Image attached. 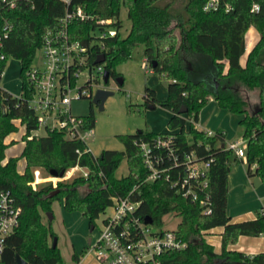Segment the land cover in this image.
Wrapping results in <instances>:
<instances>
[{"label": "trees", "instance_id": "trees-1", "mask_svg": "<svg viewBox=\"0 0 264 264\" xmlns=\"http://www.w3.org/2000/svg\"><path fill=\"white\" fill-rule=\"evenodd\" d=\"M13 1V5L9 4ZM205 0H0V76L6 58L11 55L19 61L21 92L14 94L0 86V188L9 189L17 204L21 206L18 224L7 238L4 260L15 263V254L28 264H63L57 244L49 243L56 233L42 222L40 212L51 211L54 200H63L65 211H79L94 225L97 218L112 202V196L130 197L138 202L135 213L144 221L146 215L151 223H161L162 217L176 212L180 220L176 225L177 235L186 246L160 254V264H264V251L246 254L229 248L241 235L264 234V216L259 210L253 219L233 221L226 210L228 199V174L233 163L246 161V175L258 176L264 182V0H221L218 8L205 10ZM258 9L250 10L252 3ZM229 5L226 8V5ZM125 5L130 26L125 33L119 12ZM81 6L89 15L85 19L73 18L68 24L71 38H78L84 44L91 43L95 52L90 57L94 62L98 53H104L102 61L109 76H119L114 64L131 54L132 48L144 44V55L153 70L166 80L167 95L161 103L170 110L167 130L154 131L141 128L140 131L119 133L124 149L103 148L99 154L84 150L86 142L71 139L62 129L44 127L45 132H34L38 128L37 117L29 105L33 84L27 71L32 65L35 51L44 39V32L60 25L58 16L72 7ZM92 16V17H90ZM112 17L118 29L116 34L97 36L90 30L102 26L97 19ZM12 24L8 35H2L3 25ZM256 25L260 36L249 51L246 64L239 61L245 51V33L251 24ZM209 58L216 67L218 85L209 87L206 80H193L189 68L201 58ZM225 58L227 67L220 58ZM121 76V75H120ZM256 89L257 101L251 103L244 89ZM145 103L155 105L154 89L146 86ZM214 98L220 107L240 113L239 123L244 127L246 155L237 158L224 142V130L208 134L198 128L194 121L199 119V110ZM93 101V100H92ZM92 101L90 110L84 116L87 128L95 122ZM134 107L131 105L130 109ZM183 108V111L179 109ZM140 109V108H139ZM189 120V124L187 121ZM24 125V145L19 156L5 160L6 136ZM171 136V146L181 156L195 150L202 160L209 159V191L211 213L204 214L200 206L186 199L170 186L166 179L148 182L143 179L147 169L142 162L141 141L150 144L159 136ZM25 159V169L19 172L18 159ZM126 158L128 173L117 177L116 169ZM79 164L88 168V175L77 174L70 179H61L54 186L51 181L33 188L31 181L34 169L50 171L66 170ZM56 177H59L57 175ZM82 187V188H81ZM214 227H222L221 250L216 252L204 234ZM80 254L72 255L78 261Z\"/></svg>", "mask_w": 264, "mask_h": 264}, {"label": "built area", "instance_id": "built-area-1", "mask_svg": "<svg viewBox=\"0 0 264 264\" xmlns=\"http://www.w3.org/2000/svg\"><path fill=\"white\" fill-rule=\"evenodd\" d=\"M64 2L69 3V0ZM220 2L221 0H205L203 9H216ZM9 4L13 5V1ZM228 7L227 4L226 8ZM258 7L259 4L253 2L250 10ZM87 17L89 15L81 6L67 8L59 15L60 25L55 29L46 30L43 34L44 39L39 46L40 63L32 64L27 74L33 84L28 101L37 117L38 128H60L68 138L84 140L86 142L84 150H91L86 138L92 133V128L85 126L84 116L71 112V103L72 99L77 97L91 96L97 87L106 88L103 78L106 68L102 61H90V57L95 54L91 43L86 45L78 38H71L67 29L73 18ZM113 19L98 18L97 21L102 26L96 25L98 33L96 34L94 28L90 30L91 34L102 37L116 34L118 27L112 23ZM11 26V23L6 22L2 35H8ZM142 64L147 66L145 60ZM205 130L208 134L216 133V130L210 128ZM171 141L170 135H159L152 144L148 141L140 142L142 162L147 169V175L143 180L148 182L159 178L168 180L171 187L176 188V191L186 199L197 203L201 211L208 215L212 212L209 191L211 162L209 159L206 161L199 158L193 149L178 156L171 146ZM246 141L242 136L234 140L224 139L223 144L231 148L237 158L243 159L246 155ZM40 172V168L34 169L31 181L33 188L42 180L39 178ZM74 174L86 178L88 168L76 163L64 170L62 175L54 178L59 181ZM133 190L131 189L125 196H112L111 204L101 212L100 224L93 225V228L97 226L99 231L95 240L90 242L89 250L103 264H160L158 257L161 253L186 246L175 228L153 230L149 226L150 223H145L136 215L138 202L130 197ZM20 212L21 206L17 204L11 191L0 188V264H10L4 260L5 246L7 238L19 222ZM259 212L264 216V205L259 207Z\"/></svg>", "mask_w": 264, "mask_h": 264}, {"label": "rangeland", "instance_id": "rangeland-1", "mask_svg": "<svg viewBox=\"0 0 264 264\" xmlns=\"http://www.w3.org/2000/svg\"><path fill=\"white\" fill-rule=\"evenodd\" d=\"M127 9L125 5H121L119 16L121 19L120 32L125 33L130 26V19L126 15ZM246 42L248 45L252 44L250 40V31L254 28V25L248 26ZM96 34L98 28L94 29ZM144 44L139 43L133 47L131 54L114 64L116 71L120 72L122 76V84L116 81L115 75H110L106 83V88L111 89L113 92L108 94L104 99L103 107L99 108L98 104L92 101L91 96L77 97L72 99L71 112L73 114H87L90 110V104L92 101L93 114L95 115V122L92 127V133L87 136L86 141L91 152L99 154L103 148H117L124 149L122 141L119 139V133L135 132L136 129H147L154 131L167 130V120L170 116V110L162 105V101L166 99L167 88L163 83V77L159 71L153 70L152 65L146 60L144 55ZM35 55L32 60V64H38L41 60V51L36 49ZM146 61V65L142 64V61ZM193 67L189 68V76L193 80H206L209 87L216 86V79L212 76L215 69L212 64L208 63L207 58H201V62H195ZM207 66L208 69L201 70V67ZM209 67H213L209 69ZM3 72L0 76V86L10 90L14 94H18L21 91V85L19 80V61L14 56L9 55L3 67ZM100 81V80H99ZM146 86L154 89L155 105L151 106L149 103H145L144 93ZM248 93L250 101L254 104L258 99L256 89L242 91V94ZM133 109H130V106ZM140 108V109H139ZM199 125L200 128H217L226 129V138L234 140L243 136L242 125L239 123L240 113H236L220 107L217 101L212 98L209 99L205 105L199 110ZM189 124V120L187 124ZM195 124V121H194ZM34 132L43 134L45 132L44 127L37 128ZM23 133V124H19L16 130L12 131V134L18 137V140H14L11 144H8L7 154L11 152H17V149L21 144V137ZM16 143V144H14ZM22 157L17 161V169H22ZM119 167L115 171L117 177L125 176L128 173V164L126 158L121 160ZM246 161H239L233 163L229 172V178L232 177L235 181L236 189L228 196L227 210H233L235 215L243 210L241 218L252 219L257 216L259 204H264V182L254 186L252 180L246 177L245 173ZM39 178L42 180L36 185H42L45 181H51L55 186L58 182L52 177L45 169H40ZM77 176L76 174L72 177ZM70 177V178H72ZM68 178V179H70ZM231 179V178H230ZM242 179V180H241ZM237 181V182H236ZM82 188V187H81ZM231 184H229V190ZM52 218L49 219L48 215L44 212H40L42 216V222L46 224L51 231L56 233L57 247L60 248L62 263L73 264L75 262L71 254L74 250H77L78 254L83 255V264H103L95 256L87 243L89 237L95 240L98 235L97 226L90 229L89 220L79 212L68 213L63 208V200H54L51 203ZM102 214L94 219V223L99 225ZM240 218V219H241ZM180 220V216L173 211L166 213L162 217V222L150 223L149 226L153 230H159L160 228L174 229ZM243 240L239 243L242 248H258L264 251V236H250L242 235ZM204 238L208 243L214 246L215 251L221 250V243L219 237V228L210 229L209 232L204 234ZM49 243L52 238L49 236ZM217 251V252H218ZM82 257V256H81Z\"/></svg>", "mask_w": 264, "mask_h": 264}, {"label": "crops", "instance_id": "crops-1", "mask_svg": "<svg viewBox=\"0 0 264 264\" xmlns=\"http://www.w3.org/2000/svg\"><path fill=\"white\" fill-rule=\"evenodd\" d=\"M253 24V23H252ZM252 24L251 25H249V26H252ZM254 25V24H253ZM248 31H249V29L247 28L246 29V33H245V46H246V49H245V51L240 55V57H239V61L242 63V64H246L247 62H246V60H247V57H248V54H249V51L252 49V47H253V43L255 42V41H257V39L259 38V36H260V31H259V29H257V27H256V25H254V28L250 31V34H249V36H250V40H252L253 39V41H252V44L251 45H248V43L246 42V40H247V33H248ZM220 60H222L223 61V63H224V68H223V70H225L226 69V67H227V62H226V60H225V58H220L219 59V61ZM208 63H210V64H212L213 65V67H214V69H215V72H213V74H215V76H216V72H217V70H216V67H215V65L211 62V60H209V58H208ZM213 67H209V69H212ZM206 69H208V67L207 66H204V67H201V70H206ZM20 80V79H19ZM21 92V91H20ZM19 92V93H20ZM18 93V94H19ZM212 99V98H211ZM227 109V108H226ZM195 126L196 127H198V128H200V125H199V120L195 123ZM206 128H208V127H206ZM206 128H203V129H206ZM210 129H212V128H210ZM217 129H219V130H222V129H220V128H217ZM216 129V130H217ZM214 130V129H213ZM224 130V132H225V137H224V139L225 140H229V139H227L226 138V129H223ZM23 131H24V125H23ZM11 140H18V137L17 136H15L14 134H12V131H10V133H8V135L6 136V138H5V141L7 142V143H9V142H11ZM14 144H16V143H14ZM23 145H24V140L23 139H21V144H20V147L17 149V152H11V153H8L7 154V148H9L8 146H10V145H8V146H6V148H5V160L4 161H6L9 157H11V156H19L20 154H21V152H22V147H23ZM22 169H20V168H18V171L19 172H23V170L25 169V159L24 158H22ZM245 173H246V168H245ZM246 177H248L247 175H246ZM227 178H228V191H227V194H228V192L229 193H232V192H234V189H235V191H237V189H236V183H235V181H234V179L232 178V177H230L229 178V174H228V176H227ZM254 176H252V177H248V179L249 180H252V184H254ZM242 180V179H241ZM237 182V181H236ZM263 182L260 180V182H259V184H262ZM229 184H231V189L229 190ZM228 196H229V194H228ZM227 205H228V199H227ZM227 205H226V210H227ZM262 205H264V204H259V206H258V210H259V207L260 206H262ZM68 212V211H67ZM74 212H77V211H74ZM74 212H72V213H74ZM79 212V211H78ZM77 212V213H78ZM68 213H70V212H68ZM80 213V212H79ZM227 213H228V215L231 217V219L233 220V221H241V219H246V218H241V215H243V210H241V212L240 213H236V215H235V213H234V211L233 210H227ZM81 214V213H80ZM256 216H254L253 218H255ZM241 218V219H240ZM252 218V219H253ZM214 228H219V237H220V240H221V236H220V233L222 232V230H223V228L222 227H214ZM214 228H212V229H214ZM261 236H264V234H260ZM90 238V237H89ZM243 238V236L241 235L239 238H238V240H237V242L236 243H233V244H230L229 245V248H231V249H236V250H238V251H243L244 253H246V254H249V255H252V254H256V253H258L259 251H261V250H263V249H260V247H258V248H242L240 245H239V243L243 240L242 239ZM93 239L92 238H90V240L89 241H87V243H88V245H90V242L92 241ZM206 240V239H205ZM207 241V240H206ZM60 249V248H59ZM77 252V250H74L73 252H72V254H71V257H72V255H73V253L74 252ZM218 251V250H217ZM216 251V252H217ZM218 252H220V251H218ZM78 253V252H77ZM82 256V257H81ZM80 257H79V260L78 261H75V262H73V264H83V261H82V259H83V255H81Z\"/></svg>", "mask_w": 264, "mask_h": 264}, {"label": "water", "instance_id": "water-1", "mask_svg": "<svg viewBox=\"0 0 264 264\" xmlns=\"http://www.w3.org/2000/svg\"><path fill=\"white\" fill-rule=\"evenodd\" d=\"M104 58H105L104 53H99V55H97V57L95 58V61H96V62H100V61H103ZM155 62H156V60H152V61H151V65L155 66ZM212 77H213L214 79H216V76H215V74H213V73H212V76H210V78H212ZM103 78H104V82L107 83L108 78H109V70H108V69H105V70H104ZM115 78H116V81H117L118 83H120V84L123 83V82H122V76L119 75V76H116ZM162 81H163V83L166 85L167 81H166V80H162ZM216 81H217V83H216V86H217V85H218V80L216 79ZM112 92H113V91H112L111 89H109V88L97 87V88L93 91L92 96H91V99H92L95 103L98 104L99 108H102V107H103V102H104V100H105L104 98H105L108 94H110V93H112ZM151 106H153V105H151ZM179 110H180V111H183L184 109H183V108H180ZM136 130L140 131V129H136ZM222 145H223V143H222ZM63 172H64V170H61L59 173H58L56 170H51V171H50V173H51L53 176H57V175L60 176V175L63 174ZM259 182H260V177H258V176L256 175L255 178H254V186H256L257 184H259ZM45 214L48 215L49 219H51L52 216H53L52 213H51V211H46ZM144 222H145V223H151V222H152V218H151V216H150V215H146V216L144 217ZM90 229H93V225L90 226ZM89 240H90V238L88 239V241H89ZM51 244H52L53 246H55V245L57 244V237H54V238L52 239ZM14 260H15V263H16V264H28L27 261H25V260L19 255V253H16V254H15V259H14ZM237 264H240V263L238 262ZM242 264H250V263H248V262H244V263H242Z\"/></svg>", "mask_w": 264, "mask_h": 264}]
</instances>
